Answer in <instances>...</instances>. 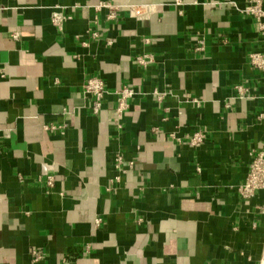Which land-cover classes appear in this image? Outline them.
I'll return each instance as SVG.
<instances>
[{"label":"crops","instance_id":"1","mask_svg":"<svg viewBox=\"0 0 264 264\" xmlns=\"http://www.w3.org/2000/svg\"><path fill=\"white\" fill-rule=\"evenodd\" d=\"M182 1L0 0V264H258L264 191L237 188L264 150V74L249 60L264 39L247 0ZM101 2L150 16L109 21ZM55 9L72 17L63 31ZM89 77L107 89L97 116ZM125 86L136 95L116 130ZM196 131V149L170 136ZM118 151L134 167L111 184Z\"/></svg>","mask_w":264,"mask_h":264},{"label":"built area","instance_id":"2","mask_svg":"<svg viewBox=\"0 0 264 264\" xmlns=\"http://www.w3.org/2000/svg\"><path fill=\"white\" fill-rule=\"evenodd\" d=\"M182 0H176L177 5H181ZM98 11H107V20L114 21L119 19V15L129 12L132 18L137 20H145L150 16V6L147 5H128L117 6L109 2H101L96 6ZM246 16L254 19L257 24L259 34L264 39V0H247V7L243 10ZM72 20V17L65 14L62 10L55 9L51 13V23L58 30L63 31V28L67 22ZM13 39L19 41L21 36L19 33H14ZM92 37L95 39L100 38L99 31H94ZM146 43H150V39L145 40ZM113 42L108 40L107 46H112ZM206 49V43L204 39L198 41L196 51L204 53ZM152 57L149 55H143L136 58V62L142 66L147 67L152 62ZM250 64L264 74V53L253 52L249 55ZM239 91L243 93L245 90L239 87ZM83 92L90 99V111L93 115H100L103 110V104L105 96L107 95V89L104 81L98 77H89L83 83ZM117 105L113 110V116L109 119L110 124L116 130L123 129V121L127 111L130 108L129 100L136 95V91L133 87L125 86L117 92ZM160 100L163 97H159ZM65 111V109H64ZM67 124L57 126L54 124H48L44 126V129L48 132H58L61 135L65 134ZM153 133H160L159 128L152 129ZM171 138L177 145L188 144L191 148H199L202 146L207 138V134L204 131H196L191 134H187L183 137H179L176 133H171ZM9 137V132L5 133L3 138ZM114 168L118 172V176L111 181V184L118 183L121 180V176L126 174L129 169L134 167V161H128L124 157L121 151H118L114 158ZM48 186H53V179H48ZM240 196L246 200L251 201L255 198L258 191H264V150L257 152L252 156L249 172L246 181L238 188ZM261 213L264 215V206L261 208ZM98 223L100 220L97 221ZM39 258L36 257V260ZM258 264H264V241L262 246V253Z\"/></svg>","mask_w":264,"mask_h":264}]
</instances>
